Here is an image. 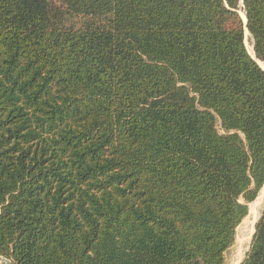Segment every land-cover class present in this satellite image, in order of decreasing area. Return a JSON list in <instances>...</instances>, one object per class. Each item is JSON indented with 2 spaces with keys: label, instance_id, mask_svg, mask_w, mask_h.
<instances>
[{
  "label": "trees",
  "instance_id": "obj_1",
  "mask_svg": "<svg viewBox=\"0 0 264 264\" xmlns=\"http://www.w3.org/2000/svg\"><path fill=\"white\" fill-rule=\"evenodd\" d=\"M244 28L264 63V0H0V257L224 264L264 185Z\"/></svg>",
  "mask_w": 264,
  "mask_h": 264
},
{
  "label": "bare ground",
  "instance_id": "obj_2",
  "mask_svg": "<svg viewBox=\"0 0 264 264\" xmlns=\"http://www.w3.org/2000/svg\"><path fill=\"white\" fill-rule=\"evenodd\" d=\"M241 16L244 21L245 15L243 14V12H241ZM248 36L249 33L247 31H244V39L247 38ZM246 48L250 56L253 57L254 53L252 50V46H248ZM258 64L260 65L261 69L264 70V63L258 61ZM263 199H264V187L259 191L255 200L248 205V215L242 220L240 226L237 228V231L239 230L240 232V238L238 242L239 245L231 264H238L243 257V249L248 245V242L250 241V237L254 232V225L258 218V214L262 206V202H264Z\"/></svg>",
  "mask_w": 264,
  "mask_h": 264
},
{
  "label": "rangeland",
  "instance_id": "obj_3",
  "mask_svg": "<svg viewBox=\"0 0 264 264\" xmlns=\"http://www.w3.org/2000/svg\"><path fill=\"white\" fill-rule=\"evenodd\" d=\"M241 12H243V10H242V6H241V3L239 4V6H238V14H239V16L241 17V19H242V16H241ZM243 14H244V12H243ZM242 21H243V19H242ZM244 31H247L246 29H244ZM248 32V31H247ZM250 36V35H249ZM247 37V38H245L244 39V41H245V43H244V45H245V47H248V46H252V40H251V37ZM247 39V40H246ZM247 49V48H246ZM264 187V185L262 186V188ZM261 188V189H262ZM260 189V190H261ZM259 193V192H258ZM258 195V194H257ZM263 201H264V199H263ZM250 204V203H249ZM248 204V205H249ZM263 206H264V202H262V206H261V208H260V211H259V214H258V218L260 217V215H261V212H262V210H263ZM247 215H248V213H247ZM257 218V219H258ZM257 221V220H256ZM241 224V223H240ZM240 224H239V226H240ZM255 224H256V222H255ZM238 226V227H239ZM255 226V225H254ZM237 227V228H238ZM237 228H236V231H235V238H234V242H233V244L231 245V247L229 248V250L225 253V261H224V264H231L232 263V260H233V258H234V256H235V253H236V251H237V248H238V245H239V238H240V232H239V230L237 231ZM239 234V235H238ZM253 234H254V232H253ZM253 234H252V236H253ZM237 236V237H236ZM252 236L250 237V241H251V238H252ZM236 238H238V239H236ZM250 241L248 242V245L243 249V257H242V259L240 260V262L243 260V258H244V256H245V253L248 251V249H249V244H250ZM239 262V263H240ZM238 263V264H239Z\"/></svg>",
  "mask_w": 264,
  "mask_h": 264
},
{
  "label": "water",
  "instance_id": "obj_4",
  "mask_svg": "<svg viewBox=\"0 0 264 264\" xmlns=\"http://www.w3.org/2000/svg\"><path fill=\"white\" fill-rule=\"evenodd\" d=\"M241 5H242V3H241ZM243 23H244V27L246 26V18H245V20L243 21ZM244 29H246V28H244ZM252 50H253V46H252ZM248 53V52H247ZM253 53H254V51H253ZM248 55L250 56V54L248 53ZM255 62H256V64L260 67V65L258 64V61L259 60H257L256 59V57H255V55L252 57V56H250ZM261 68V67H260ZM263 70V69H262ZM259 219V218H258ZM257 219V220H258ZM257 222V221H256ZM254 230H255V226H254ZM252 239V238H251ZM251 242V241H250ZM250 245V244H249ZM241 263V262H240ZM239 263V264H240Z\"/></svg>",
  "mask_w": 264,
  "mask_h": 264
},
{
  "label": "built area",
  "instance_id": "obj_5",
  "mask_svg": "<svg viewBox=\"0 0 264 264\" xmlns=\"http://www.w3.org/2000/svg\"><path fill=\"white\" fill-rule=\"evenodd\" d=\"M8 263H9L8 260H6V259L3 258V257H0V264H8Z\"/></svg>",
  "mask_w": 264,
  "mask_h": 264
},
{
  "label": "crops",
  "instance_id": "obj_6",
  "mask_svg": "<svg viewBox=\"0 0 264 264\" xmlns=\"http://www.w3.org/2000/svg\"><path fill=\"white\" fill-rule=\"evenodd\" d=\"M8 264H10V263H8Z\"/></svg>",
  "mask_w": 264,
  "mask_h": 264
}]
</instances>
